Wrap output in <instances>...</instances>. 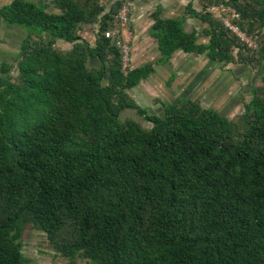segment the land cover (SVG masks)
<instances>
[{
	"label": "trees",
	"instance_id": "16d2710c",
	"mask_svg": "<svg viewBox=\"0 0 264 264\" xmlns=\"http://www.w3.org/2000/svg\"><path fill=\"white\" fill-rule=\"evenodd\" d=\"M205 2L236 13L255 47L189 1L178 17L157 6L150 32L159 62L181 50L259 67L235 120L195 98L159 103L160 116L133 101L126 90L150 65L121 68L102 37L121 0L0 5L27 28L14 62L0 61V264H26L25 227L69 264H264V0ZM185 14L205 23V41ZM126 107L149 126L119 119Z\"/></svg>",
	"mask_w": 264,
	"mask_h": 264
},
{
	"label": "rangeland",
	"instance_id": "374dc122",
	"mask_svg": "<svg viewBox=\"0 0 264 264\" xmlns=\"http://www.w3.org/2000/svg\"><path fill=\"white\" fill-rule=\"evenodd\" d=\"M33 2H37L38 0H30ZM122 5H128L129 11H128V18L127 21L123 24H119L118 31L119 35L118 38L120 39L121 43H124L128 47V63L127 67H130V43L129 38H127V30H128V21H129V13L132 14V3H135V9L137 7H140L139 10H142V15H145L149 18V13L151 11L155 10L156 5L159 4L160 1L164 12L167 15H174L175 13H178V10L181 9V6L186 2L190 1L191 5L196 10L203 9L205 11H208L213 17L217 18L218 20L226 21L227 23H230L229 21H232V19L236 17H231V14L233 11H231L229 8L226 7H220L214 4H207L205 0H121ZM214 6H218L220 8V11L218 12L215 10ZM146 13V14H144ZM165 14V15H166ZM221 22V21H220ZM15 25L19 30L17 32L18 36L24 35V32L27 31V28L23 25ZM88 28V30H93V34L96 30V25L88 26L86 25L80 33L82 34L84 32V29ZM8 31V30H7ZM6 31L1 33V37L3 36H9V33ZM21 38V37H20ZM19 37L16 38V41L10 44H5L0 46V61L6 60L9 62H14V57L17 53L18 49V42H20ZM203 38V37H202ZM8 41V40H7ZM67 45V46H66ZM63 48H67L69 46L68 43H65L63 45H60ZM235 51H232V54H234ZM195 60L191 63H187V66L192 67L195 66L196 63ZM232 69L236 71V76H231L230 73L226 72V70L222 71L224 74L222 75L221 80L215 82L214 84L210 83L207 88V90H201L199 91L198 87L194 88L192 85L194 84L193 79L191 80L192 84L190 85L191 88L197 90L196 92L191 91L193 89H190V86L186 88L185 92L183 94L185 96H191V97H197L198 103H200L202 106H211L215 108L219 114L225 115L227 118L234 119L241 113L242 111V104L248 99V90L249 86L251 84H257L259 82L258 79V72L259 67L255 63H247V64H240L235 63L234 65H230ZM125 69V68H124ZM188 69V67H187ZM185 69L186 71H188ZM211 70H214V68H211ZM14 71V70H13ZM183 72H178L179 75ZM234 73L232 72V75ZM188 73L184 74V80L188 77ZM235 75V74H234ZM182 77V78H183ZM183 80V81H184ZM211 81V80H210ZM134 87H130L126 90L128 95L135 94L133 91ZM129 91V92H128ZM129 95V96H130ZM143 95H140L137 97H133V101L137 103L140 107L144 108L147 113H151L154 115H161V109L160 105H153L151 107V104L147 103V99ZM131 97V96H130ZM158 100V99H157ZM156 103V102H155ZM158 107L156 110H152L153 107ZM125 117L132 118L139 122L142 126L148 127L149 122L144 120L140 115H138L134 109L126 107L119 111L118 118L123 119ZM22 253L26 257V264H69L67 258L59 255L56 253L51 247L49 246L47 239L43 233H41L38 230L25 227V229L22 231ZM76 264H88V262L80 257H77Z\"/></svg>",
	"mask_w": 264,
	"mask_h": 264
},
{
	"label": "crops",
	"instance_id": "0c3cea01",
	"mask_svg": "<svg viewBox=\"0 0 264 264\" xmlns=\"http://www.w3.org/2000/svg\"><path fill=\"white\" fill-rule=\"evenodd\" d=\"M10 2V0H0V5L6 4ZM188 1H186L181 9L178 10V13L174 15H167L163 7L160 3L156 5L159 6L160 11L159 15L165 18L169 17H178L183 15L184 6ZM190 2V1H189ZM132 10L135 14L130 15L129 13V21H128V32L126 35L129 38L130 43V67L132 66H140L143 64H149L150 70L149 72L141 78L135 85H133L134 93L129 94L132 98L143 95L142 98L147 99V103L153 105H158L159 103H170L175 101L179 97H187V98H197L191 96H185L183 92H185L186 88H188L193 79L194 84L192 85L194 88L198 87L199 91L193 89L191 91L201 92V90H207L210 83L214 84L215 82L221 80L222 75L224 74L223 70L230 73L231 76H236V71L230 65H234L233 63L222 64L209 60L203 53L194 54V53H186L181 50L174 51L172 55L165 61L159 62V53L156 50V42L153 39V35L150 32V26L152 23V18L149 13V18L145 15H142V10L137 7L135 9V3H132ZM192 6V5H191ZM128 11H129V6ZM193 7V6H192ZM194 8V7H193ZM146 14V13H144ZM166 14V15H165ZM182 27L184 30L193 29L196 33L197 41H205L206 38L202 33L203 28L205 27V23L199 20L196 17L185 14L182 21ZM93 29V28H92ZM88 30V28L84 29V32L80 34V37L87 40L88 43H94L93 30ZM8 30V31H7ZM18 28L13 24H7L4 19L0 16V46L7 45L16 41V38H20L22 36H18ZM6 31L9 33V36L1 37V33ZM203 37V38H202ZM8 40V41H7ZM20 42H18L19 45ZM65 43H68L69 48L71 46L70 42L59 40L58 44L65 46ZM67 46V45H66ZM19 47V46H18ZM18 51V49H17ZM195 60L196 65L189 67L187 63H191ZM91 63L97 65V59H91ZM194 63V64H195ZM188 67V69H187ZM214 68V70H211ZM187 69L188 71H186ZM178 72H183L178 77ZM232 72L235 74L232 75ZM188 73V77L184 80V74ZM183 77V78H182ZM184 80V81H183ZM211 80V81H210ZM215 81V82H214ZM249 86V85H248ZM129 89V88H128ZM129 92V91H128ZM158 99V100H157ZM156 102V103H155ZM160 105V104H159ZM243 105V104H242ZM211 107V106H205ZM158 108L153 107L152 110H156ZM213 108V107H211ZM159 109V108H158ZM161 109V106H160ZM215 109V108H214ZM215 111H217L215 109ZM218 112V111H217ZM162 113V111H161ZM219 113V112H218ZM160 116V115H158ZM225 116V115H224Z\"/></svg>",
	"mask_w": 264,
	"mask_h": 264
},
{
	"label": "built area",
	"instance_id": "2783aa9c",
	"mask_svg": "<svg viewBox=\"0 0 264 264\" xmlns=\"http://www.w3.org/2000/svg\"><path fill=\"white\" fill-rule=\"evenodd\" d=\"M217 5V4H214ZM215 10L218 12L220 11V8L218 6H214ZM231 17H236L237 14L232 12ZM128 18V7L126 5H121L120 8L113 13L112 15V20H111V25L109 28L105 29L102 32V37L109 39L110 41L114 42L115 45L119 48L120 51V66L121 68H126L127 63H128V47L124 43L120 42V39L118 38L119 35V29L118 26L119 24H123L124 22L127 21ZM235 18V19H236ZM234 19V18H233ZM221 21V24L223 27H225L229 32L234 35V37L239 41L243 42L246 46L248 47H255L256 41H255V35L252 34H245L244 32L240 31L239 28L237 27L236 24H234L232 21H229L230 23H227L226 21Z\"/></svg>",
	"mask_w": 264,
	"mask_h": 264
}]
</instances>
